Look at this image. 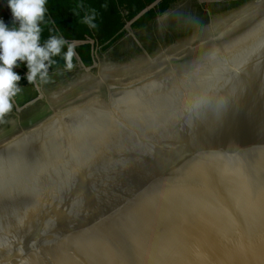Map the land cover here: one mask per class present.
I'll list each match as a JSON object with an SVG mask.
<instances>
[{
    "label": "water",
    "instance_id": "95a60500",
    "mask_svg": "<svg viewBox=\"0 0 264 264\" xmlns=\"http://www.w3.org/2000/svg\"><path fill=\"white\" fill-rule=\"evenodd\" d=\"M186 30L0 123V264L264 261V22L178 72Z\"/></svg>",
    "mask_w": 264,
    "mask_h": 264
},
{
    "label": "trees",
    "instance_id": "16d2710c",
    "mask_svg": "<svg viewBox=\"0 0 264 264\" xmlns=\"http://www.w3.org/2000/svg\"><path fill=\"white\" fill-rule=\"evenodd\" d=\"M157 1L159 0H47L45 17L39 24V44L44 46L53 36L63 38L67 42L63 45L61 53L51 58L54 63L48 68V78L58 72L67 71L64 57L70 44L75 45L73 64L77 65V55L85 66H92L96 50L98 54L107 52L127 35L129 29H144L184 0H161L148 9ZM86 18H92L96 27L86 23ZM0 19L10 29L17 28L1 2ZM13 70L21 77L18 82L21 91L13 97V102L16 108H21L33 99L29 93L34 83L30 84L26 79L29 72L26 62L18 61ZM54 79L51 83L55 82Z\"/></svg>",
    "mask_w": 264,
    "mask_h": 264
},
{
    "label": "flooded vegetation",
    "instance_id": "af4514ba",
    "mask_svg": "<svg viewBox=\"0 0 264 264\" xmlns=\"http://www.w3.org/2000/svg\"><path fill=\"white\" fill-rule=\"evenodd\" d=\"M192 14L199 20L197 22L199 25L188 28V23L191 21L188 18ZM262 22H264V0H184L142 30L157 23L159 25L156 28L158 34L156 37L163 40L175 36L176 32L173 30L177 28L187 29L186 32L191 35V38L189 37L191 42L179 51L181 56L177 62L180 65H174V69L178 72H190L196 63H206L213 57L222 55L224 51L239 46L257 31V26ZM164 55V53L160 54L158 58ZM141 67L140 72L143 71V76L150 71L147 61ZM91 80L89 85H92ZM43 105L39 104L36 110L31 109L27 112L24 110L21 117L19 116L21 123L27 121L25 124L27 125L41 118L47 112ZM12 128L14 131L7 128L3 132L13 133L18 129L13 126Z\"/></svg>",
    "mask_w": 264,
    "mask_h": 264
},
{
    "label": "clouds",
    "instance_id": "9594fccd",
    "mask_svg": "<svg viewBox=\"0 0 264 264\" xmlns=\"http://www.w3.org/2000/svg\"><path fill=\"white\" fill-rule=\"evenodd\" d=\"M47 0H9L13 18L19 22V28H9L0 19V123L5 122V117L13 109L12 98L20 91L18 82L21 77L13 69L17 62H26L29 72L26 79L30 84L37 80L47 82L48 68L53 56L61 53L62 47L67 43L63 38L53 36L44 46L39 44L40 22L45 17V4ZM85 22L91 27L96 25L92 18H86ZM75 45L70 44L65 53L66 70L71 71L75 67L73 57Z\"/></svg>",
    "mask_w": 264,
    "mask_h": 264
},
{
    "label": "rangeland",
    "instance_id": "374dc122",
    "mask_svg": "<svg viewBox=\"0 0 264 264\" xmlns=\"http://www.w3.org/2000/svg\"><path fill=\"white\" fill-rule=\"evenodd\" d=\"M188 19L191 20L188 23L190 24L195 20H197V17H195L194 14H192ZM158 25L159 24L156 23L155 25L150 26L146 30L133 31L129 29L128 34L121 41L115 44L107 52L99 54L98 59L95 60L96 64L92 68L86 69L79 67V65H75V67L71 71H62L52 75V78L50 77L48 78L49 82L48 81L44 82L41 81L40 79L36 80L34 82V86L31 93H29V96L30 97L32 96L33 98V99L31 98L32 99L31 101H34V103L28 106L27 108L45 100L46 98L68 88L69 86L93 75L94 73L158 41L159 39L156 37V35H158L156 33L157 32L156 28L158 27ZM177 30L179 29L177 28L176 30L173 31H177ZM53 79L55 80V82L51 83V80L53 81ZM12 103H13V109L11 113L6 115L5 120L23 111V110L20 111L16 108V105L13 102V98H12Z\"/></svg>",
    "mask_w": 264,
    "mask_h": 264
},
{
    "label": "crops",
    "instance_id": "0c3cea01",
    "mask_svg": "<svg viewBox=\"0 0 264 264\" xmlns=\"http://www.w3.org/2000/svg\"><path fill=\"white\" fill-rule=\"evenodd\" d=\"M11 15H12V18H11L12 21L16 22L15 25L17 26V28H19V26H20V25H19V22L14 20V18H13V14H12V11H11Z\"/></svg>",
    "mask_w": 264,
    "mask_h": 264
},
{
    "label": "snow or ice",
    "instance_id": "6c2138e0",
    "mask_svg": "<svg viewBox=\"0 0 264 264\" xmlns=\"http://www.w3.org/2000/svg\"><path fill=\"white\" fill-rule=\"evenodd\" d=\"M261 264H264V261H262Z\"/></svg>",
    "mask_w": 264,
    "mask_h": 264
}]
</instances>
